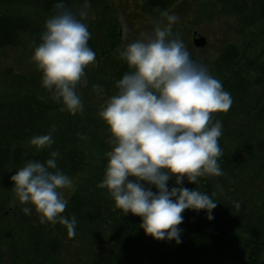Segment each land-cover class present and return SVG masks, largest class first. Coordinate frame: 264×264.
<instances>
[{
  "label": "trees",
  "instance_id": "16d2710c",
  "mask_svg": "<svg viewBox=\"0 0 264 264\" xmlns=\"http://www.w3.org/2000/svg\"><path fill=\"white\" fill-rule=\"evenodd\" d=\"M180 1L146 0L141 16L158 18ZM56 2L0 0V52L26 39L34 47L41 43L45 21L55 14ZM215 2L221 12L240 17L236 31L243 35L241 44L225 47L209 71L233 101L227 111L213 113V120L222 122L219 163L223 175L199 177L197 183L185 178L182 184L218 201L213 219H207L205 210L185 209L178 225L181 243L156 240L140 227V216L125 215L107 188L99 186L107 164L105 153L112 148L108 126L99 116L100 104L117 93L115 82L132 70L118 58V49L136 39L128 41L120 31L123 25L114 5L88 0L87 12L99 7L103 11L83 21L91 33L88 44L96 53L95 64L85 69L87 84L76 87L83 113L62 111L42 87L37 67L29 74H17L13 66H6L1 74L11 78L0 89V181L9 180L10 169L15 173L28 160L43 162L57 151V167L71 179L81 177L85 184L82 193L70 196L62 213L76 218V235L68 237L60 223H40L34 208L30 218L25 217V205L18 203L20 210L12 209L24 219L17 229L8 222L4 227L6 205L15 199L0 197V264H264V29L252 28L264 21V0ZM65 5L78 12L85 0H65ZM175 27L173 35L181 39ZM49 131L54 141L50 147L38 150L30 143ZM167 184L177 186L175 177Z\"/></svg>",
  "mask_w": 264,
  "mask_h": 264
},
{
  "label": "clouds",
  "instance_id": "9594fccd",
  "mask_svg": "<svg viewBox=\"0 0 264 264\" xmlns=\"http://www.w3.org/2000/svg\"><path fill=\"white\" fill-rule=\"evenodd\" d=\"M87 3L74 12L65 0H57L55 14L45 21L41 43L32 56L42 87L62 111L72 115L84 111L76 87L87 84L85 69L96 62L88 44L91 33L83 22ZM163 15L166 23L157 22L152 33L118 49V58L132 70L115 82L117 93L108 97L99 112L112 145L105 153L107 164L99 186L107 188L125 215L141 217L140 227L146 234L179 244L182 229L178 225L185 209L205 210L207 219H213L218 201L182 184L185 178L197 183L199 177L223 175L219 163L222 122L213 120V113L227 111L233 101L222 82L173 35L179 18ZM93 87L101 90L100 85ZM52 131L33 137L30 143L38 150L50 147ZM58 156L53 150L43 162L28 160L10 179L25 214L34 208L40 223H60L71 238L77 221L62 214L68 203L62 189L70 188L73 181L57 167ZM173 176L177 186L169 187L167 181Z\"/></svg>",
  "mask_w": 264,
  "mask_h": 264
},
{
  "label": "rangeland",
  "instance_id": "374dc122",
  "mask_svg": "<svg viewBox=\"0 0 264 264\" xmlns=\"http://www.w3.org/2000/svg\"><path fill=\"white\" fill-rule=\"evenodd\" d=\"M107 1L108 6L110 5V7H113L114 5V8L117 10L118 18L121 21V25H123V34H126L125 36L128 41H132L134 38L142 39L145 33H152L150 27L154 26L157 22L166 23L164 15L152 19L141 16L143 15L141 12V6L146 0ZM213 1L215 2V0H181L167 11V13L175 14L179 18L177 23L173 26L176 25L175 28H177V33L178 35L180 34L179 36L183 40L190 55L196 57L198 62L206 66L208 71L212 70L211 68H213L214 63L225 51V47L228 44L239 45L243 41V35L241 34V36L236 31L240 26V17L236 14L228 15L221 12V5L216 2L214 3ZM101 11H103V7L96 8L94 11L87 12V17L90 19L93 15H95V17L97 15L99 16ZM263 25L264 21H260L252 28L254 31H257V29L261 27L264 29ZM194 31L203 34L208 40L203 51L196 49L192 43V34ZM34 49L35 47L32 46V43L26 39L22 45L6 49L2 53L0 52V89L3 88L4 82L6 83L11 78L10 76H7L6 72L1 74L6 66H13L14 71L17 74H29V72L36 67L35 62L32 59ZM105 101L106 100L100 104L102 107L104 106ZM13 172L14 171L11 169L9 170V177L14 174ZM72 181L73 183L70 188L62 189L67 202L71 195H74L76 192H78V194L82 193L83 187L85 186L84 182H81V177L72 178ZM12 186L13 181L10 178L9 180L5 179V181H0V197H10L11 199H15L14 202L11 203L10 201L6 205L7 220L4 224L1 223V225L4 226L8 222L12 228L17 229V223H19L21 219L23 220L24 216L20 218V215L16 214L12 209L16 207L15 209L20 210L22 207L15 205L21 203L16 197ZM261 186L264 197V184ZM258 193L261 194L260 191ZM25 215V217L30 218L29 214ZM81 258H84L83 254H81Z\"/></svg>",
  "mask_w": 264,
  "mask_h": 264
},
{
  "label": "water",
  "instance_id": "95a60500",
  "mask_svg": "<svg viewBox=\"0 0 264 264\" xmlns=\"http://www.w3.org/2000/svg\"><path fill=\"white\" fill-rule=\"evenodd\" d=\"M120 31L121 32L123 31L122 26L120 27ZM192 42H193V45L195 46V48L202 49V48L206 47L208 40L203 34L198 33L197 31H194L192 34ZM192 57L198 62L196 57H194V56H192Z\"/></svg>",
  "mask_w": 264,
  "mask_h": 264
}]
</instances>
